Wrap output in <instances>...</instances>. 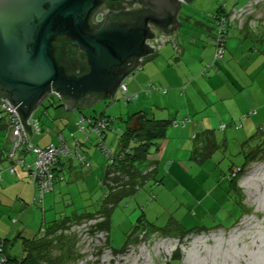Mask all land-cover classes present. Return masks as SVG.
<instances>
[{
	"label": "rangeland",
	"instance_id": "374dc122",
	"mask_svg": "<svg viewBox=\"0 0 264 264\" xmlns=\"http://www.w3.org/2000/svg\"><path fill=\"white\" fill-rule=\"evenodd\" d=\"M248 1L250 0H239L238 5ZM186 5L183 4L182 15L193 16L194 20H199L198 18H202L201 14L215 13L221 6L229 10L232 1L195 0L192 5L199 7L196 9L199 12H195L194 15L186 13L188 11ZM259 5L258 9L249 8L247 11V14L253 17L252 22L249 23L252 32H249V29L240 31L237 22L229 27L228 34L240 33L244 42L237 45L235 50L227 49L225 57L213 67L217 68V71L219 70V75L212 82L215 89V101H217L215 119L217 123L221 120V125H226L224 130L216 129L215 135L220 145L225 144L222 142L224 140L227 142L226 147L218 148L213 158L202 165V169L198 167L197 178L193 179V176L190 175L188 178L190 181H184L185 187L181 191L173 189L169 176L163 187L161 185L159 188V192L156 190L149 192L147 200L157 196V199L151 200V207L148 201L140 202L139 199L134 198L124 199L116 204L109 215L110 245L113 249L121 250L125 244L129 243L123 252L112 254L105 245V237L102 234H94V236L90 233L89 236V233L86 234L85 228L79 226L69 232L59 231L54 235L55 239L50 243V250L48 252L44 250L45 255L47 253L54 259L61 258L58 264H264L263 260L257 261L250 256L256 251H260L261 246H264V161L252 162L239 180L238 184L245 195L243 205L248 209V212L232 227L239 218V213L233 203L225 200L230 172L226 163L220 160V157L228 155L229 158H233L232 162L239 163V158L236 156L240 154L241 138H245V136L243 129L239 126L235 127L234 123H231L232 116L244 112L245 117H249L252 113L251 110L254 109H250L249 105L250 102H253L255 106L258 104V114L256 117L247 118V120H254L257 125L255 127L264 124V67L262 70H256L257 64L260 62L264 65V36L260 39L255 35L246 34L264 31V1L261 0ZM251 11L253 12L250 13ZM246 23L245 21L242 26ZM236 35L240 39L239 34ZM242 51L245 52V57L252 55V59L254 58L253 68L249 67L246 71L241 69L244 63L239 61L244 56L241 54ZM248 96H250L249 101L246 102ZM44 105H48V102H45ZM126 105L125 101L121 99L108 103L100 102L98 106L96 105L95 110L100 107L101 111H106L108 116L115 119L114 130H110L109 134L115 133L120 127H125L127 112L124 108ZM43 109L44 106L39 108L38 115H41L42 121L47 123L50 120H47L46 114L42 113ZM50 110L53 113L58 110V114L63 116L60 118L61 120L57 121V125L64 127L68 123L73 126V119L65 110V112L61 111L59 107ZM235 123H240V121L237 120ZM9 166V163H5L1 168L2 181H0V185L4 195L9 198L10 204L15 207L12 214L17 217L21 212L18 210L19 204L22 203L18 197L23 190L21 185L27 186L24 196L26 195L27 203L30 205L24 206V213L19 225L8 229L10 235L8 239L12 241L6 247L10 249L11 255L7 253V256L11 259L12 255L17 256L18 260H21L23 256L26 257L27 245L24 240L23 243L18 240V227L25 225L29 228L30 235L27 242H30L31 232L35 235L40 234L44 217L46 221L50 222L54 219L73 217L74 214L96 212L104 207L103 195L101 189H98V184L93 182V186H87L80 182L78 188H82L84 191L76 186L65 187L61 190L59 186H55L54 192L45 195V210H42L40 205H32L33 187L25 179L27 176L25 171L23 172V169L17 166L16 174L12 175L7 169ZM172 173L175 175L174 171ZM224 176L227 178H223ZM153 185L155 188L159 187V185ZM95 186L97 190H95ZM91 192H94L96 196L93 199L90 197ZM182 192L184 195L181 196ZM140 218H143L142 224L139 222ZM171 218L182 228L188 230L198 226L212 228L217 222L221 223L223 229L193 233L184 239L165 237L159 234L150 237L140 235L139 241H134L135 236L139 235V230H142L139 228L135 233L136 226L143 227L145 222H151L158 228H162ZM25 235L24 233L23 236L25 237ZM49 240L47 241L50 242ZM71 249L74 254L72 257L69 256ZM241 249L244 250V257H229L231 251ZM175 255H178L181 262L178 259L172 260ZM67 257H71V259ZM12 260L14 261V259ZM64 260L67 262L64 263ZM40 263L42 264V262Z\"/></svg>",
	"mask_w": 264,
	"mask_h": 264
},
{
	"label": "trees",
	"instance_id": "16d2710c",
	"mask_svg": "<svg viewBox=\"0 0 264 264\" xmlns=\"http://www.w3.org/2000/svg\"><path fill=\"white\" fill-rule=\"evenodd\" d=\"M137 3L139 6L135 10L128 11L123 7V2ZM154 0H121L116 1L115 6L111 9L109 6L108 18L126 20V21H136L138 26L144 24V19L152 17L154 15L153 8ZM232 6L229 10L221 6L216 13L208 14L207 17L215 21L216 30L214 34V43L216 45V58L213 62V65H216L222 58H224V53L227 48V36L229 27L231 26L229 22V17L232 14L233 10L242 8L249 3H252L254 0H250L245 4L238 5L239 0H231ZM225 20L224 27L222 22ZM179 27L182 24L180 21ZM239 29V28H238ZM250 29L248 22L240 30ZM171 30V32H169ZM226 30L225 32H222ZM168 34H174L177 29H168ZM151 34L148 33V37ZM60 41L54 44L56 48V61L60 66H63L66 69L67 74H76L82 75L88 72V68L84 65L85 57L80 55L75 48L68 43L64 37L59 38ZM221 40V42H220ZM177 48L173 49L180 53L181 48L177 42ZM220 44V45H219ZM169 45V44H168ZM172 45V44H171ZM164 49V48H163ZM224 50L222 57L218 56V50ZM162 51V50H161ZM160 51V52H161ZM151 54L136 58H130L126 63V69L129 70V74L124 78V82L130 80L134 73L137 71L143 70L145 62L157 55ZM143 58L142 69L138 70L140 62L139 59ZM211 65H208L207 68L201 73L205 74ZM127 85V83H126ZM3 98L2 96H0ZM119 97V98H118ZM124 100L126 104L131 103L135 98L127 92L122 94L121 91H116L114 95L106 96L104 93H88L85 97L78 100L76 105L71 108L67 102V99L56 95L53 92H50L49 95L44 99V101L28 116L27 119L23 118L22 115H19V123L21 124L23 131L26 136V142L22 143L21 146L17 149H13L15 145V136H14V127L15 122H13L14 116L12 117L11 113L5 111L0 104V181H2V167L5 163H9L10 166L7 168L12 175L16 174V167L20 166L21 169L25 171L27 176L25 179L32 185L33 191V201L32 205H40L42 210H45V195L49 192L55 191V186L63 185V187L69 188L71 186H76L78 188V183H84L87 186H93V182L98 184V189H101L103 195V204L102 209L97 210L96 212L87 213V214H74L73 217H65L61 219H54L50 222L43 223L41 227L40 234L35 237H23L20 240L25 245H27L26 257L23 256L21 260H12L6 258V246L12 240L6 238H0V261L2 258H5V262L0 264H58L61 261V258L54 259L52 255L44 254V250L47 252L50 250V243L55 239L59 231L63 233L69 232L76 229L79 226L85 228L86 234L90 233L91 235L102 234L105 237V245L111 251L112 254H119L123 252L126 246L125 244L121 250L113 249L110 245V235H109V215L110 211L116 207V204L122 200L126 199H139L140 202L148 201L150 207L152 206L151 200L157 196H153L152 199L149 198V192L156 190L159 192V188L163 187L167 175L166 173L161 174L160 163L163 161L161 159V154L163 151L164 141L168 138V131L171 128H180L185 127L187 120L185 121H168V120H151L143 117V122L141 127L134 125V121L137 119L138 114H135L128 118L126 121V127L120 132L116 144H109L106 142V136L110 130H114L115 119L111 116H108L106 111H97L95 107L100 104V102H113ZM1 102V101H0ZM45 102H48V105H44ZM97 105V106H96ZM41 106H44L42 111L43 114L47 116V123L41 121V115H38V110ZM59 107L60 110L67 111H77L78 116L74 120L73 126L67 123V126L57 125V121L61 120L63 116L56 117L55 114L50 110L51 108ZM58 111V110H57ZM65 112V111H64ZM100 112V113H99ZM257 112H252L249 116L255 115ZM65 115V114H64ZM70 115V113L68 114ZM140 115V113H139ZM67 117V116H66ZM246 118V117H245ZM53 123L57 130V135L50 144L45 147H40L32 141V136L42 135L44 132L49 131V124ZM44 125L46 129L44 130ZM264 124L257 127L255 132L246 138L241 143L240 154L236 157L239 158V163H234L233 158H229L228 155L220 157L221 162H225L229 169V178H228V188L226 189L225 200L234 204L237 213H239V218L232 226L234 227L239 219L248 212V209L243 205L245 195L242 188L239 186V180L242 175L245 173V170L248 168L252 162H262L264 161ZM71 127H76L75 131L70 129ZM226 125H222L221 129L224 130ZM117 131H121L118 129ZM69 135L70 139L77 141L75 146H70L68 143V138L63 134ZM81 136L82 139L79 140L77 137ZM192 146H191V160L194 162L200 169L202 165L208 162L213 158L215 153L218 151V148L225 146L227 142L224 140L225 144H221L217 140L216 135L213 131L206 132L202 135H193L192 136ZM49 145L67 146L69 149V154L61 153L56 155L53 158L52 163L47 167V173L45 176H49L51 179V187L49 189H42L40 183L41 175L38 174L37 179L34 180L32 176L33 172L36 169V161L38 159L37 155L33 152L34 148L45 149ZM32 146L33 148H31ZM14 150V151H13ZM95 150L104 157V164L101 166L98 171L93 169L92 161L90 158V152ZM31 156L33 158L32 162H27L25 158ZM235 158V157H234ZM219 160V161H220ZM166 163V162H164ZM219 163V162H218ZM164 165V164H163ZM166 171V170H165ZM168 174V171H167ZM94 176V177H93ZM168 178V177H167ZM223 178H227L224 176ZM95 179V180H94ZM91 180V181H90ZM190 181V180H189ZM1 183V182H0ZM58 184V185H57ZM159 185V187H153ZM181 185L180 182H178ZM185 186V183H182ZM146 186V188H145ZM95 190L96 186L94 187ZM145 188V190H144ZM184 188V187H183ZM82 189V188H78ZM148 191H147V190ZM84 191V189H82ZM4 196L3 189L0 185V218H3L2 215L8 217L9 226L7 229H10L13 226H18L22 218L21 212L19 216L15 217L11 214V205L5 203L2 205L1 196ZM91 199L95 198L94 192H91ZM21 200V198H19ZM23 207L30 206L28 203H25L21 200ZM21 205V204H19ZM22 206V205H21ZM5 207V208H1ZM144 210V208H142ZM21 215V217H20ZM139 222L142 224L143 218L139 219ZM145 222V221H144ZM143 227L136 226L135 233L139 230V235L135 236L134 241H139V236L144 235L147 237L159 234L165 237H177L178 239H184L193 233L209 231L214 229H223L221 223H216L212 228H205L204 226H198L194 229H185L182 228L173 218L162 228H158L156 224L151 222H145ZM230 227V228H232ZM19 228V227H18ZM229 228V229H230ZM225 229V228H224ZM228 229V230H229ZM9 232V230H8ZM27 234V233H26ZM94 235V236H95ZM62 237V236H61ZM50 239L48 242L47 240ZM19 243V241H17ZM48 247V249H46ZM37 252V255H35ZM43 253V254H42ZM42 254V255H41ZM179 254V253H178ZM73 251L71 249L69 256H73ZM71 257H67L71 259ZM178 259V255H175L172 260ZM42 260V261H41ZM171 260V261H172ZM67 260H64V263ZM170 263V262H169Z\"/></svg>",
	"mask_w": 264,
	"mask_h": 264
},
{
	"label": "water",
	"instance_id": "95a60500",
	"mask_svg": "<svg viewBox=\"0 0 264 264\" xmlns=\"http://www.w3.org/2000/svg\"><path fill=\"white\" fill-rule=\"evenodd\" d=\"M116 1L121 0H0V96L27 119L50 92L71 108L88 93L114 95L129 74L127 61L155 51L145 43L153 37L148 24L166 32L179 28L182 5L195 0H154V15L142 26L110 19L108 11L97 22L104 3ZM60 37L85 57L87 73L67 74L57 63L54 44Z\"/></svg>",
	"mask_w": 264,
	"mask_h": 264
},
{
	"label": "crops",
	"instance_id": "0c3cea01",
	"mask_svg": "<svg viewBox=\"0 0 264 264\" xmlns=\"http://www.w3.org/2000/svg\"><path fill=\"white\" fill-rule=\"evenodd\" d=\"M192 4L190 6L186 5L189 12L185 10L186 13H189L190 15H194L195 12H199L196 10L199 7ZM182 11L179 15H177L178 21L182 24L174 33L176 35L177 42L180 45L181 52H176L173 49V46L169 44L157 55L149 58L145 62L143 70L135 72L133 77L130 80H127L128 94L132 95L135 99L131 103H128L124 108L127 112L126 121L129 117L138 114L137 119L134 121V125L137 127H141L142 124L139 120L140 116L151 120H187L185 127L171 128L167 132L168 138L164 141L163 151L161 154V159L163 161L160 163L159 167L162 170V173H166L167 176L164 178L166 181L169 179V176L171 177V185L173 189L176 188L177 191H181L182 188L185 187L182 183H184V181H189L188 178H190V175L193 176V179H195V177L197 178L198 166L191 160V143L193 142L192 136L195 134L199 136L209 131H213L215 134L216 129H220L222 126L220 123L221 120L217 123L215 119L217 101H215V89L212 85L213 80L219 75V70L217 71V68H213L215 66L213 65V62L216 58L217 50L214 43V34L216 30L215 21L209 19L207 15L204 14H201L202 18H198L199 20H194L193 16L182 15ZM210 14L213 13L210 12ZM251 30L252 29H249V32ZM261 33H264V31ZM261 33L246 34L251 36L255 35L262 39L264 34ZM236 34H239L240 39H238V35ZM242 42L244 41L240 36V33H232V35L228 34L226 51L229 49H237L236 46L241 45ZM225 54L226 52L224 53V57ZM241 54L244 55L239 60L244 63L241 66V69L246 71L249 67L253 68V56L251 55L249 57H245L244 51H242ZM235 60L237 61V59ZM208 65H211V67L205 74L202 75L201 73ZM263 67L264 65L260 62L257 64L256 70H262ZM249 97L250 96L246 98V102L249 101ZM249 107L250 109L254 108L251 112H257L258 104L255 106L253 102H250ZM64 110L62 109L61 111ZM97 111H101L100 107ZM67 112L70 113L69 116H71L74 120L79 115L77 111ZM54 114L56 117L61 116L58 114V111H55ZM257 114L258 112L256 115L249 117H256ZM249 117L245 118L244 112H240L239 115L232 116L231 118V123L233 122L235 127L239 126L243 129L245 138H241L242 141L251 136L257 128L255 127L257 125L253 119V121L247 120ZM237 120L240 121V123H235ZM49 125V131L44 132L42 135L32 136V141L36 145L45 147L54 141L58 128L56 129L54 126L55 124L53 123H50ZM43 128L45 130L46 126L44 125ZM124 128L120 127L119 129H121V131H116L115 133L109 134L108 132L106 142L109 144H116L118 136ZM70 129L74 132L76 127H71ZM63 134L69 139L68 143L70 146L76 145L77 141L74 143V141L70 139L69 135L65 133ZM237 134L240 133L237 132ZM77 138L79 140L82 139L81 136H78ZM89 156L92 161L93 169L98 171V169L104 164L103 155L99 154L95 150H92ZM25 160L27 162H32L33 158L31 156H27ZM22 171L24 172V170ZM173 171L175 172V175H173ZM178 182H180L181 185H179ZM21 186L23 190L18 197H24L21 198V200L27 203V197L26 195L24 196L27 186ZM63 188L65 187L60 185V190ZM69 193H71L70 190ZM182 195H184L183 192L181 193V196ZM1 201L2 205L5 203L11 205L12 211L9 215L14 216L12 213L13 210H15V207L10 204L9 198L2 195ZM20 204L22 206L19 205L18 210H20L22 214L24 213V207L22 203ZM2 217L3 218H0V238H8L10 235L7 231V227L11 222L9 223L7 216L2 215ZM44 220L45 222H48L45 217ZM24 233H27L25 237H29V228L22 225L18 228V237L22 238ZM31 235L32 237L36 236L33 232H31ZM7 253L11 255L10 249L6 248L5 254L9 261L17 259V256L14 255L11 256L12 259L9 258Z\"/></svg>",
	"mask_w": 264,
	"mask_h": 264
},
{
	"label": "built area",
	"instance_id": "2783aa9c",
	"mask_svg": "<svg viewBox=\"0 0 264 264\" xmlns=\"http://www.w3.org/2000/svg\"><path fill=\"white\" fill-rule=\"evenodd\" d=\"M264 1V0H263ZM179 2H183V0H179ZM261 0H254L252 3H249L248 5L239 8V9H234L232 14L229 17V22L230 24L232 23H238L239 29H241L243 26L242 24L246 22L251 23L253 20L252 15H248L247 11L249 8H255L258 9V6H260ZM139 5L137 3H132L129 4L127 2H123V7L127 9L128 11L135 10ZM106 12L104 8H101L100 11L96 15V21H102L103 19V14ZM251 11L250 13H252ZM249 16V17H248ZM223 26L225 25V20L222 22ZM149 30L152 32L153 37L152 38H147L146 44L149 46L155 47V51L151 54H155L157 52H160L165 48L168 44H172L174 48H177V43H176V38L173 34H168V32L160 29L159 27L155 26L153 23L148 24ZM159 28V29H158ZM226 30L222 31L225 32ZM221 42V40H220ZM222 43V42H221ZM220 45V44H219ZM224 50L220 49L218 50V56H221L223 54ZM150 54V55H151ZM141 59V58H140ZM142 62L139 64L138 70H141L142 68V63H143V58L141 59ZM118 91H121L122 94L125 95L127 92V85L123 81V83L120 85ZM0 104L2 108L11 113L12 117L14 116L15 118L13 119V122H15V127H14V136H15V145H14V150L19 148L22 143L26 142V136L23 131V128L21 124L19 123V113L17 112L16 108H13L10 103L0 97ZM33 148L32 146H30ZM13 150V151H14ZM33 152L37 155L38 159L36 161V169L33 172L32 176H34V180L37 179L38 174L41 175L40 178V183H42L41 187L42 189H49L51 186V179L49 176H45L47 173V167L52 163L53 158L56 155H59L61 153H65L66 155L69 154V149L67 146H55V145H49L45 149H39V148H34ZM1 249H0V254H1ZM5 262V258H2L0 263Z\"/></svg>",
	"mask_w": 264,
	"mask_h": 264
},
{
	"label": "bare ground",
	"instance_id": "6f19581e",
	"mask_svg": "<svg viewBox=\"0 0 264 264\" xmlns=\"http://www.w3.org/2000/svg\"><path fill=\"white\" fill-rule=\"evenodd\" d=\"M255 240V239H254ZM257 240V239H256ZM263 243V242H262ZM256 245V244H255ZM254 245V246H255ZM263 245H264V243H263ZM256 247V246H255ZM246 248V247H245ZM243 254H244V250H233V251H231L230 252V255H229V257H232V258H234L235 256L237 257V258H242V257H244L243 256ZM251 257H253L255 260H257V261H264V246L262 247L261 246V249H260V251H256L255 253H253V254H251L250 255ZM226 257V256H225ZM225 260H226V258H225Z\"/></svg>",
	"mask_w": 264,
	"mask_h": 264
},
{
	"label": "flooded vegetation",
	"instance_id": "af4514ba",
	"mask_svg": "<svg viewBox=\"0 0 264 264\" xmlns=\"http://www.w3.org/2000/svg\"><path fill=\"white\" fill-rule=\"evenodd\" d=\"M130 2V1H129ZM123 4V3H122ZM109 6H111V9L113 8V6H115V2H105L104 3V5H103V7L102 8H104L106 11H108V13H109ZM108 13H107V15H108ZM104 16H106V14L104 15ZM155 18H156V20L157 21H159V22H163V19H160L159 18V15H156L155 16ZM233 24V23H232ZM232 24H231V26H232ZM172 27H169V29H171ZM159 29V28H158ZM161 29V28H160ZM240 30V29H239Z\"/></svg>",
	"mask_w": 264,
	"mask_h": 264
}]
</instances>
